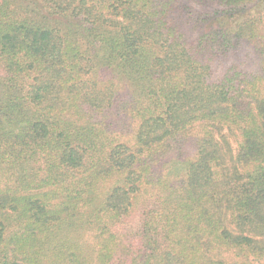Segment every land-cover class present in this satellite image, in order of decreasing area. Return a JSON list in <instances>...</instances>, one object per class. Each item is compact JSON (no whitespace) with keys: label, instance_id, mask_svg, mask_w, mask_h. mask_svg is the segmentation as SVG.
Instances as JSON below:
<instances>
[{"label":"trees","instance_id":"trees-1","mask_svg":"<svg viewBox=\"0 0 264 264\" xmlns=\"http://www.w3.org/2000/svg\"><path fill=\"white\" fill-rule=\"evenodd\" d=\"M182 1L0 0V264H264V0Z\"/></svg>","mask_w":264,"mask_h":264},{"label":"rangeland","instance_id":"rangeland-1","mask_svg":"<svg viewBox=\"0 0 264 264\" xmlns=\"http://www.w3.org/2000/svg\"><path fill=\"white\" fill-rule=\"evenodd\" d=\"M185 7L187 10H185V11H183V12H188V11H195V10H197V9H199L198 7H196V6H194V5H192V3H190V2H186V0L185 1H182V2H179L177 5H176V9L178 10L180 7ZM182 12V13H183ZM191 13V12H190ZM263 34H264V29H263V32H262ZM189 37L191 38V39H193L194 37H195V35H192L191 36V34H189ZM249 46H251L250 44H246L245 46H244V48H243V53H247L248 51H249V53H250V60H247L245 63H244V65H245V67H248V68H250L251 66H253L255 63H256V61H257V58L253 55L252 56V52H250V50H251V48L252 47H249ZM236 60L238 61V60H240V58H238V56L236 57ZM118 91L120 92V93H124L125 95L128 93V91H127V85L124 83V84H119V88H118ZM188 152L189 153H192V151H191V146L188 144ZM133 220V219H132Z\"/></svg>","mask_w":264,"mask_h":264}]
</instances>
